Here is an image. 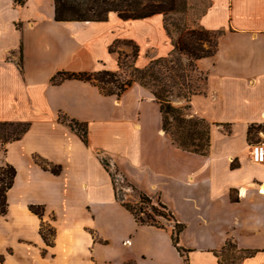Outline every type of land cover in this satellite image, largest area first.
<instances>
[{
	"label": "crops",
	"instance_id": "crops-1",
	"mask_svg": "<svg viewBox=\"0 0 264 264\" xmlns=\"http://www.w3.org/2000/svg\"><path fill=\"white\" fill-rule=\"evenodd\" d=\"M21 1L0 0V123L30 124L21 139L0 142V165L17 170L0 215V264H220L214 252L230 241L256 251L238 264H264V163L252 161L247 139L250 125H264V0H209L200 19L223 34L217 53L197 61L208 80L191 113L230 133L217 148L211 129L208 156L174 143L160 105L138 83L105 95L90 81L53 82L60 72L118 71L117 40L140 46L138 67L166 56L173 45L161 15L57 21L55 0ZM209 108L236 117L218 120L204 114ZM71 120L87 124L88 143ZM125 188L168 206L184 225V256L173 227L135 219ZM31 205L44 208L43 218ZM43 224L54 230L51 244Z\"/></svg>",
	"mask_w": 264,
	"mask_h": 264
},
{
	"label": "trees",
	"instance_id": "trees-1",
	"mask_svg": "<svg viewBox=\"0 0 264 264\" xmlns=\"http://www.w3.org/2000/svg\"><path fill=\"white\" fill-rule=\"evenodd\" d=\"M16 2L22 3L21 0ZM189 10L188 0H55L57 21L105 22L111 13H115L122 20H143L161 15L173 49L166 56L154 57L144 67H138L136 60L140 54V46L134 40L126 39L124 42L131 45L133 51L131 55L119 53L118 71L60 72L53 78V82L59 79L90 81L105 95H120L133 83H138L160 105L163 130L171 136L174 143L186 152L208 156L212 145V123L201 116H192L191 101L205 89L208 80L207 74L199 69L197 61L217 53L223 31L208 30L200 24L206 10L201 12L198 23L192 21L190 24ZM110 52H115L113 45ZM126 60L130 62L126 64ZM174 98L183 101V104H175ZM70 124L82 140L88 143L87 124L76 120H71ZM10 127L13 129L9 130ZM29 127L30 124L25 122L0 123V139L4 143L19 140ZM254 131L261 134V131L264 132V125L249 126L247 139L250 144L255 143ZM100 158L111 171L114 185L118 188L120 173L109 158L102 154ZM52 171L57 172L58 168L53 167ZM16 174L17 170L13 165L7 163L0 166V215H5L8 211V191L14 184ZM138 196L140 203L137 206L123 202L124 206L140 224L173 227V242L184 256L185 250L179 245L184 225L176 221L172 211L163 202L159 201L155 205L147 194L139 193ZM30 209L43 218L42 206L31 205ZM158 218L167 223H161ZM40 232L44 240L51 244L53 228L43 224ZM214 253L220 264H238L254 256L256 251L239 249L230 241L222 250ZM185 262L189 264L188 259Z\"/></svg>",
	"mask_w": 264,
	"mask_h": 264
},
{
	"label": "rangeland",
	"instance_id": "rangeland-1",
	"mask_svg": "<svg viewBox=\"0 0 264 264\" xmlns=\"http://www.w3.org/2000/svg\"><path fill=\"white\" fill-rule=\"evenodd\" d=\"M189 6H190V10H189V20H190V24H192V21H196L198 23V20L200 18L201 12L203 10H206L208 8V6L210 5V1L209 0H188ZM113 49L116 53H122V54H129L131 55L132 51H133V47L129 44H126L124 42V40H117L114 44H113ZM126 64H128L130 62V60H126L125 61ZM208 76V74H207ZM218 83V79H215L214 76H212V83ZM227 93L229 95H231V93L229 91H227ZM207 112H211L210 114ZM204 114H208L209 116H212L214 118H217L218 120H230L232 118H235L236 116L231 114L230 112H226V111H222L219 113H216L214 110L212 109H207V111ZM199 116V115H198ZM242 116H244L242 114ZM238 117V116H237ZM224 124H227V122H223ZM212 139H213V144L215 147L219 148L222 144V141L226 140L228 138V134H230L227 130L222 129V130H217L216 126H213L212 124ZM13 128L10 127L9 130H12ZM229 139V138H228ZM254 142H259V141H264V132L261 131L260 133H256L254 131V138H253ZM0 142L4 143L3 140L0 139ZM0 165V166H4ZM124 184L122 183V180L120 179V189H121V185ZM1 185V184H0ZM124 194H125V199L130 202L131 204L137 206L140 203V199H139V194L136 191H132L129 188H125L123 190ZM157 204V202H155V205ZM158 220L161 223L166 224L167 222L162 219V218H158ZM201 264V263H200Z\"/></svg>",
	"mask_w": 264,
	"mask_h": 264
},
{
	"label": "built area",
	"instance_id": "built-area-1",
	"mask_svg": "<svg viewBox=\"0 0 264 264\" xmlns=\"http://www.w3.org/2000/svg\"><path fill=\"white\" fill-rule=\"evenodd\" d=\"M249 148L252 161L264 163V141L252 143Z\"/></svg>",
	"mask_w": 264,
	"mask_h": 264
}]
</instances>
